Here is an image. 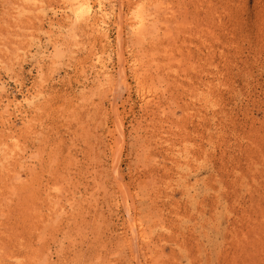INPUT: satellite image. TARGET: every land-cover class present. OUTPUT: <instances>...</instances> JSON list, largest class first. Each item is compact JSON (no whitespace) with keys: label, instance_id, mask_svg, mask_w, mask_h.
<instances>
[{"label":"rangeland","instance_id":"rangeland-1","mask_svg":"<svg viewBox=\"0 0 264 264\" xmlns=\"http://www.w3.org/2000/svg\"><path fill=\"white\" fill-rule=\"evenodd\" d=\"M72 1L0 0V264H264V0Z\"/></svg>","mask_w":264,"mask_h":264},{"label":"bare ground","instance_id":"bare-ground-1","mask_svg":"<svg viewBox=\"0 0 264 264\" xmlns=\"http://www.w3.org/2000/svg\"><path fill=\"white\" fill-rule=\"evenodd\" d=\"M110 10H112V9H111V7H109V3H107L106 0H96L95 2H92L91 0H73L71 5H70V10L69 11H71L72 16L74 17V20H76V21H79V20L81 21V19H87L88 20V19H91V17L93 15L99 14L101 16V18H102V23L104 24V21L108 18V15L111 13ZM142 14L139 11H137L136 13L134 12L133 17H131L129 28H130V30L132 32L138 31L144 25V16ZM96 18H98V17L96 16ZM93 25H95V24H93Z\"/></svg>","mask_w":264,"mask_h":264}]
</instances>
